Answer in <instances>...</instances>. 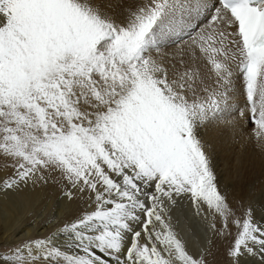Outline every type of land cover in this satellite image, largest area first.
I'll list each match as a JSON object with an SVG mask.
<instances>
[{
	"label": "snow or ice",
	"instance_id": "6c2138e0",
	"mask_svg": "<svg viewBox=\"0 0 264 264\" xmlns=\"http://www.w3.org/2000/svg\"><path fill=\"white\" fill-rule=\"evenodd\" d=\"M249 125L264 161V0H0V264H264L206 138Z\"/></svg>",
	"mask_w": 264,
	"mask_h": 264
},
{
	"label": "bare ground",
	"instance_id": "6f19581e",
	"mask_svg": "<svg viewBox=\"0 0 264 264\" xmlns=\"http://www.w3.org/2000/svg\"><path fill=\"white\" fill-rule=\"evenodd\" d=\"M250 136H252V125H249L247 127L243 144L241 142H234L231 139L229 133L227 132L217 133L215 131H210L206 136V138L213 144L217 169L220 174V182L224 186L225 190H226V183L230 180L231 174L234 172V169L238 163L241 165L242 171H247L248 174L250 175L251 178L249 181V185L247 182L241 181L240 182L241 187H238L237 184H232L231 186V188L237 187V189H235L234 191L235 194L233 192L234 194L233 197L238 199H243L245 201L249 199L250 192L248 191V186L251 185H255L253 186L255 189L254 196H256V193L258 195L264 196V161H262V158L259 154V149L256 147L255 138L252 137L249 140ZM233 181L235 183L237 179L236 181L235 180ZM243 186L244 188H242ZM250 189L251 188H249V190ZM230 197L233 198L232 196ZM54 199L55 198H53V196H50L48 198L47 200L48 210L55 207L57 201H55ZM61 207H63L62 203H61ZM59 214L60 213L57 212V215ZM27 221L28 218H25L24 209L22 206L16 211L14 216H4L0 218V237L3 236L5 231H17V233L21 235L19 238H22L24 235L29 234L33 228L30 227V225H28L29 223H27ZM22 223H24L25 226L24 229L20 230L21 228L18 227L22 225ZM200 224H201L200 227L197 228L198 231L194 229L195 231L191 233L192 235L189 233L190 234V236L188 235L189 239L186 235H184L186 236L185 238L188 239L187 240L184 238L186 241L189 242L190 247H192L193 244L195 243V239L197 236L203 238L205 234L204 225L201 223V220H200ZM177 231L181 235H183V233H181L179 229Z\"/></svg>",
	"mask_w": 264,
	"mask_h": 264
},
{
	"label": "rangeland",
	"instance_id": "374dc122",
	"mask_svg": "<svg viewBox=\"0 0 264 264\" xmlns=\"http://www.w3.org/2000/svg\"><path fill=\"white\" fill-rule=\"evenodd\" d=\"M245 173V174H244ZM242 174H243V177L244 178H242V179H240V180H237L236 181V179L233 177V173L231 174V178H230V180L226 183V191H228V193H229V198H230V200L232 199L230 196H234V194H235V189H237V187H234V188H231V186H232V184H237L238 185V187H241L240 185V182L241 181H243V182H247L248 183V185H249V181H250V175L248 174V172L247 171H242ZM247 176V177H246ZM249 176V177H248ZM235 180L236 182L234 183V181L233 180ZM244 179H245V181H244ZM233 181V182H232ZM253 186H255V185H251V186H248V191L250 192V190H249V188H254ZM242 188H244V186L242 187ZM230 190V191H229ZM233 192H234V194H233ZM230 193H231V195H230ZM58 193H50L49 194V197L50 196H53V198H55L54 200L55 201H57V197H58ZM48 197V198H49ZM234 198V197H233ZM253 199H256L257 201H259V202H264V196H262V195H258L257 193H256V196H253L252 197ZM236 199H238V198H236ZM247 201V200H246ZM54 208V207H53ZM53 208H51L50 210H48V211H51ZM174 217H175V219L178 221V223H177V225H176V228H178L179 229V231H181V233H183V235L182 236H184V235H186L187 237H188V235L190 236V234L191 233H193V231H195V230H197V228L198 227H200V219H199V217H197L196 215H194V211H193V209L191 208V206L186 202L181 208H178L176 211H175V213H174ZM25 218H28V221H27V223H29L28 225H30V227H32V228H34V224H35V222L34 221H32V219H31V217H26L25 216ZM199 221V222H198ZM23 225V226H22ZM22 225H20L18 228H21L20 230H22V229H24V226H25V224L24 223H22ZM196 226V227H195ZM182 227V228H181ZM187 230H186V229ZM177 229V230H178ZM182 229V230H181ZM183 229H184V231H183ZM195 229V230H194ZM185 230H186V233H185ZM190 230V231H189ZM183 231V232H182ZM188 231V232H187ZM198 231V230H197ZM190 233V234H189ZM192 235V234H191ZM16 236L19 238L21 235H19L18 233H17V231H16ZM186 236H184V238L186 237ZM185 239H187V238H185ZM188 239H189V237H188ZM187 239V240H188ZM223 248H224V245L223 244H221L220 245V252L217 254V257H216V260L214 261V264H224V257H223Z\"/></svg>",
	"mask_w": 264,
	"mask_h": 264
}]
</instances>
